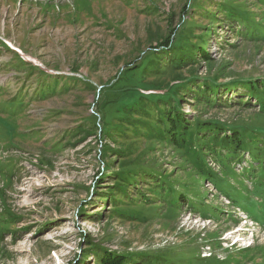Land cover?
Returning a JSON list of instances; mask_svg holds the SVG:
<instances>
[{"label":"rangeland","instance_id":"1","mask_svg":"<svg viewBox=\"0 0 264 264\" xmlns=\"http://www.w3.org/2000/svg\"><path fill=\"white\" fill-rule=\"evenodd\" d=\"M262 78L264 0H0V264H264V101L225 88ZM136 96L157 127L127 104L109 133L104 111ZM172 106L259 139L232 161L185 151L162 132Z\"/></svg>","mask_w":264,"mask_h":264},{"label":"trees","instance_id":"2","mask_svg":"<svg viewBox=\"0 0 264 264\" xmlns=\"http://www.w3.org/2000/svg\"><path fill=\"white\" fill-rule=\"evenodd\" d=\"M238 10V9H237ZM235 13V12H233ZM242 21V25L246 24V25H251L250 27L254 28L255 24H250L251 23V19L248 16V14H237L236 16L234 15H230L228 21ZM254 31V30H253ZM173 33V31H172ZM171 33V34H172ZM171 34L169 37L166 38V40L163 43V45L168 46V42L170 40ZM176 43H182L181 45H177L176 47L178 49V51H180L181 54L185 55L186 51H193L195 48L193 46H191L190 44L187 43H183L180 41H177ZM164 47V46H163ZM175 47V48H176ZM198 50V47H197ZM202 52V57L205 59V61L209 60V57H207L204 54V48H201L200 50ZM156 54L153 53V55L151 57H154ZM194 53L187 55L185 58L183 56L180 57V61L183 60H189L192 59ZM157 56V55H156ZM149 57V59L151 58ZM150 63H148L147 66H149ZM149 69H157L156 66L153 64ZM129 71V70H128ZM144 71V70H143ZM123 74V73H122ZM122 74L120 76H122ZM125 75H127V72L125 73ZM120 81V80H119ZM203 93L202 98L205 100L209 99V95H212V91L214 93V95L217 94L218 89L221 87L220 85L217 84L216 81H212L209 83L203 82ZM238 86L243 87V89L247 90V92L250 95H253L256 99L258 98L259 100L257 102L262 103L264 101V78L260 79V80H250V81H246V82H235L232 84H228L225 88H227V90H231L234 89ZM231 87V88H229ZM199 91V88L198 90ZM179 94V91L177 92V96ZM205 95H208V97H205ZM199 96V94H198ZM169 98V97H168ZM200 98V96L198 97V99ZM121 100H117L116 102H112V106H116V110L112 115L109 116L107 115L108 111L106 112V110L104 111L105 116L103 115V124L105 126H107V124H109L110 126H108V132H125V131H119L117 127H114L116 125V122L112 121V119L115 118L114 115L117 114V111L120 110L122 107H125L127 104H131L132 106H138L140 108V110L143 109H149V112L147 113V117L146 116H142L141 113H137V115L134 116V119L128 123L129 126H134L135 123L134 122H139L141 123L140 125H144L147 126L150 124L155 125L154 121H151V115H150V111L151 109L149 108V105H154L155 99L151 98V99H144V98H140L138 96L134 97L131 100H122V98H120ZM181 100V99H179ZM179 100L177 101V104L179 102ZM118 101H120L119 105H118ZM167 102V100H165ZM114 103V105H113ZM111 103H107V105H109ZM173 107V106H172ZM142 117L147 118L146 122L143 121ZM159 121L161 123H163L165 121V123L167 124V130H164L162 132H164L167 136L168 139L167 141L175 147H180L182 149H184L185 151L190 152L193 147H192V142L198 141V142H202L205 145H212L214 148H218L217 145L220 146V149L224 150L226 152L225 154V158L226 160L232 161L234 158V156L238 153V152H248L251 153V148L250 146L247 144L248 142H252V140L258 141L259 136L252 134L250 131H242L241 129H231L228 130L227 128H223L222 126H220L218 123H214V122H208V123H200V122H196L193 126L190 125L188 122L185 121L184 116L175 108H171L169 109V111H167L165 113V117L164 119L159 118ZM103 124L101 125L103 127ZM156 126V125H155ZM96 127V126H94ZM112 128V130H110V128ZM114 127V128H113ZM157 127V126H156ZM149 130V129H148ZM226 131H229V134L226 135ZM109 132V133H110ZM89 134V133H87ZM108 134V133H107ZM106 134V135H107ZM144 134V132H143ZM104 132H102V136H104ZM219 149V148H218ZM193 153V152H192ZM191 153V154H192ZM196 152L193 153V155ZM197 154V153H196ZM198 156V154H197ZM219 157L220 154H219ZM253 158H255V156L253 155ZM261 159H264V155L262 157H260ZM197 165L198 167L203 170L204 167V160L198 156L197 158ZM205 174H202V178L203 179H207L208 177L210 178H214V176H211L213 174H210L209 171L207 172H203ZM215 179V178H214ZM120 189H123L122 186H120ZM182 201V196H179L177 198V201ZM174 201L175 198H174ZM97 263L98 264H130L129 261H127V258L125 256H118V255H112L109 254L107 252L103 253L101 256H99V258L97 259Z\"/></svg>","mask_w":264,"mask_h":264}]
</instances>
